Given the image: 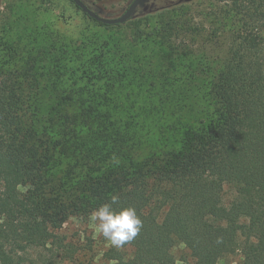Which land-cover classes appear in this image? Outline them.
Instances as JSON below:
<instances>
[{
    "label": "trees",
    "instance_id": "1",
    "mask_svg": "<svg viewBox=\"0 0 264 264\" xmlns=\"http://www.w3.org/2000/svg\"><path fill=\"white\" fill-rule=\"evenodd\" d=\"M44 9L32 47L0 46V264H96L61 230L113 195L143 222L114 264H264V0L215 15L222 60L177 44L179 21L122 42Z\"/></svg>",
    "mask_w": 264,
    "mask_h": 264
},
{
    "label": "rangeland",
    "instance_id": "2",
    "mask_svg": "<svg viewBox=\"0 0 264 264\" xmlns=\"http://www.w3.org/2000/svg\"><path fill=\"white\" fill-rule=\"evenodd\" d=\"M83 1L99 15L116 18L126 11L133 0ZM232 1L144 0V5L137 7L134 15L125 24L123 23V26L109 29L86 16L71 0H41L45 9L41 13L40 21L51 22L53 27L76 37L84 31L100 35L115 33V36L122 38V42L124 40L126 42L130 41L129 38L133 37L138 28L145 30H151L152 26L160 28L163 19L165 21L171 19L181 24V31L175 36L177 44L190 47L197 52H204L208 58L215 57L222 60L229 49L230 31L227 28H218L215 15L220 13V8ZM4 40H10L21 51L24 50V45L29 47L34 45V0H0V46ZM179 105L183 106L182 101ZM61 232L84 244L87 252L94 254L96 264H114V261H109L104 256V253L114 246L95 231L89 218L82 220L72 217ZM181 249H184L183 245L175 252L180 255L178 251ZM242 262L241 254L235 253L223 258L218 264H242ZM176 264H188V262L178 260Z\"/></svg>",
    "mask_w": 264,
    "mask_h": 264
},
{
    "label": "clouds",
    "instance_id": "3",
    "mask_svg": "<svg viewBox=\"0 0 264 264\" xmlns=\"http://www.w3.org/2000/svg\"><path fill=\"white\" fill-rule=\"evenodd\" d=\"M118 200L117 195L111 196L110 203L93 210L89 220L99 235L112 246L121 248L137 237L143 222L133 207L113 208Z\"/></svg>",
    "mask_w": 264,
    "mask_h": 264
},
{
    "label": "water",
    "instance_id": "4",
    "mask_svg": "<svg viewBox=\"0 0 264 264\" xmlns=\"http://www.w3.org/2000/svg\"><path fill=\"white\" fill-rule=\"evenodd\" d=\"M80 7L85 13L95 20L105 24H122L128 21L135 13L137 7L144 5V0H133L126 11L119 17L107 18L99 15L96 11L90 9L83 0H72Z\"/></svg>",
    "mask_w": 264,
    "mask_h": 264
}]
</instances>
